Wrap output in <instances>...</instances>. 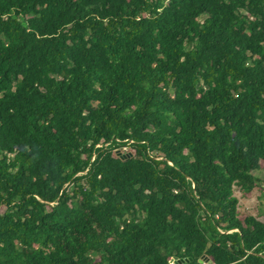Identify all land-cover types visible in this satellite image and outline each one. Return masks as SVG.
I'll return each instance as SVG.
<instances>
[{
	"label": "trees",
	"instance_id": "16d2710c",
	"mask_svg": "<svg viewBox=\"0 0 264 264\" xmlns=\"http://www.w3.org/2000/svg\"><path fill=\"white\" fill-rule=\"evenodd\" d=\"M263 167L264 0H0V264H264Z\"/></svg>",
	"mask_w": 264,
	"mask_h": 264
},
{
	"label": "rangeland",
	"instance_id": "374dc122",
	"mask_svg": "<svg viewBox=\"0 0 264 264\" xmlns=\"http://www.w3.org/2000/svg\"><path fill=\"white\" fill-rule=\"evenodd\" d=\"M123 152L133 154L131 149L125 148ZM254 175L259 179V187L247 193L241 190H235L236 196L240 201L239 216L244 219L247 216H254L264 224V167L254 172ZM207 262V260H204Z\"/></svg>",
	"mask_w": 264,
	"mask_h": 264
},
{
	"label": "water",
	"instance_id": "95a60500",
	"mask_svg": "<svg viewBox=\"0 0 264 264\" xmlns=\"http://www.w3.org/2000/svg\"><path fill=\"white\" fill-rule=\"evenodd\" d=\"M126 157V156H125ZM204 260H207L206 256H203L202 259L200 260V262H204ZM176 263L179 264L180 261H178L177 259H175ZM183 264V263H182Z\"/></svg>",
	"mask_w": 264,
	"mask_h": 264
}]
</instances>
